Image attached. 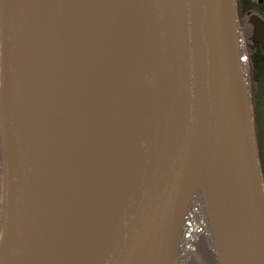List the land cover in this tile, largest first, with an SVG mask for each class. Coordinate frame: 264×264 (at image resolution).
<instances>
[{
	"label": "water",
	"instance_id": "obj_1",
	"mask_svg": "<svg viewBox=\"0 0 264 264\" xmlns=\"http://www.w3.org/2000/svg\"><path fill=\"white\" fill-rule=\"evenodd\" d=\"M196 197L264 264L236 0H0V264H181Z\"/></svg>",
	"mask_w": 264,
	"mask_h": 264
},
{
	"label": "trees",
	"instance_id": "obj_2",
	"mask_svg": "<svg viewBox=\"0 0 264 264\" xmlns=\"http://www.w3.org/2000/svg\"><path fill=\"white\" fill-rule=\"evenodd\" d=\"M238 22L239 16H245L249 13L255 12L264 18V0H236ZM245 25V22H242ZM250 62L252 66L251 85L249 86L251 109L253 117L254 136L256 141V147L258 152V158L260 162L261 172L264 179V52L257 44L250 43ZM190 240V247L187 249L191 255L193 252L196 239ZM206 242L210 245V250L215 257V263L218 264L214 245L212 239L208 240L206 236ZM186 250V246L184 247ZM200 252V251H198ZM188 256V255H187Z\"/></svg>",
	"mask_w": 264,
	"mask_h": 264
},
{
	"label": "rangeland",
	"instance_id": "obj_3",
	"mask_svg": "<svg viewBox=\"0 0 264 264\" xmlns=\"http://www.w3.org/2000/svg\"><path fill=\"white\" fill-rule=\"evenodd\" d=\"M249 14L245 16H239L240 21L238 22V24L240 28V38H241V46H240L241 63H242L243 73L245 75L246 81L248 85L250 86L252 66H251L249 56H250V43H253V42L249 39V37L252 34V25L248 22ZM242 22H245V25ZM195 200H198V197H196ZM201 226L200 227L202 228V230L197 231V232L195 231L192 234L194 235L193 238L196 239L193 252H191V255H193V257L192 256L190 257V254H188L189 252L187 250L188 248H186L185 250L184 248L185 246L182 245L181 252H180L181 264H216L215 257L210 250V245L206 242V236L208 240H210L209 235H207V233H205L204 231V228H207V226L204 224H201Z\"/></svg>",
	"mask_w": 264,
	"mask_h": 264
},
{
	"label": "flooded vegetation",
	"instance_id": "obj_4",
	"mask_svg": "<svg viewBox=\"0 0 264 264\" xmlns=\"http://www.w3.org/2000/svg\"><path fill=\"white\" fill-rule=\"evenodd\" d=\"M195 199L192 202V204L188 210V214H187V218H186V222H185L184 234H185V232L189 233L190 227L193 225H198V228L196 230V232H197V231L202 230L201 224H204L206 226L208 224L206 213H205L204 207L202 205V201L201 200H195ZM206 229L207 228H204L205 233H207Z\"/></svg>",
	"mask_w": 264,
	"mask_h": 264
},
{
	"label": "bare ground",
	"instance_id": "obj_5",
	"mask_svg": "<svg viewBox=\"0 0 264 264\" xmlns=\"http://www.w3.org/2000/svg\"><path fill=\"white\" fill-rule=\"evenodd\" d=\"M206 231H207V229H206Z\"/></svg>",
	"mask_w": 264,
	"mask_h": 264
}]
</instances>
